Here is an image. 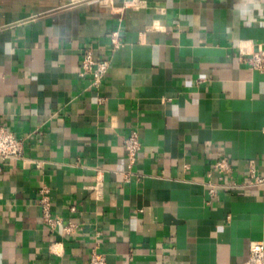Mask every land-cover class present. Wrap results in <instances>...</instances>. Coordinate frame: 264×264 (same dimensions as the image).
<instances>
[{
  "label": "crops",
  "instance_id": "1",
  "mask_svg": "<svg viewBox=\"0 0 264 264\" xmlns=\"http://www.w3.org/2000/svg\"><path fill=\"white\" fill-rule=\"evenodd\" d=\"M133 1L0 0V124L25 147L0 161V264L95 247L108 264H243L264 242V72L241 57L264 44V0ZM86 49L110 62L99 88Z\"/></svg>",
  "mask_w": 264,
  "mask_h": 264
},
{
  "label": "built area",
  "instance_id": "2",
  "mask_svg": "<svg viewBox=\"0 0 264 264\" xmlns=\"http://www.w3.org/2000/svg\"><path fill=\"white\" fill-rule=\"evenodd\" d=\"M132 5L134 7H144V2L141 0H134ZM120 31L115 30L111 34V42L113 49H118L122 46ZM242 59L249 64L251 69L264 72V44H258L250 52H242ZM110 68V62L106 59H97L94 56L92 49H86L81 60L80 75L91 77V86L99 88L107 77ZM124 147L128 159L129 171L125 173V178L129 179L132 174V168L136 164L138 154L141 150L140 136L137 131H132L124 140ZM25 147L24 140L18 138L13 131L0 124V161L7 159H16L24 156ZM217 168L220 173H227L231 171V165L227 159L218 161ZM250 176L254 183L263 184L264 179L256 174L255 163H250ZM101 184H97L95 189L100 194ZM214 189L210 193L214 194ZM39 205L42 210L44 222L50 227L61 225V220L55 217L52 213V202L49 197V190L43 188L41 190V198ZM75 210V208H72ZM77 225L68 224L62 227L67 234H73L76 231ZM87 264H108L107 255L100 251L98 247L92 250L89 262ZM243 264H264V242L254 241L250 246V253L248 259Z\"/></svg>",
  "mask_w": 264,
  "mask_h": 264
}]
</instances>
